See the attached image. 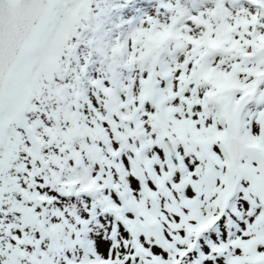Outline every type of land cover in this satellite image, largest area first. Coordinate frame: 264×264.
I'll list each match as a JSON object with an SVG mask.
<instances>
[{"label": "rangeland", "instance_id": "obj_1", "mask_svg": "<svg viewBox=\"0 0 264 264\" xmlns=\"http://www.w3.org/2000/svg\"><path fill=\"white\" fill-rule=\"evenodd\" d=\"M101 1L50 0L3 80L1 95L14 119L0 126L16 133L25 153L0 154V197L2 202L16 199L26 207V217L42 218L43 202L56 191L79 187L65 186L44 171L42 141L31 127L28 104L34 91L46 89L64 66L74 36L98 14ZM116 3L103 19L114 39L102 42V59H91L76 71L91 85L82 111L98 118L87 125L95 141L89 142L90 158L82 162L86 170L81 167V177L88 188L99 190L95 200L81 196L72 205L84 233L78 234L80 253L65 255L66 261L264 264V0ZM57 26L59 33L51 37ZM42 43L48 50L33 68L31 54ZM234 127L243 142L235 174L227 147ZM45 129L52 132L54 126ZM164 136L174 142L177 162L167 155ZM105 147L117 156L99 155ZM100 162L107 165L105 172ZM21 165L26 170L19 178ZM24 222L15 224L0 204V245L6 237L22 244L43 237L42 228L35 237ZM202 226L207 228L200 231ZM186 236L194 242L191 252L170 254L174 246L190 245ZM11 253L27 254L19 243ZM37 255L41 264H50ZM0 264H5L1 257Z\"/></svg>", "mask_w": 264, "mask_h": 264}, {"label": "trees", "instance_id": "obj_2", "mask_svg": "<svg viewBox=\"0 0 264 264\" xmlns=\"http://www.w3.org/2000/svg\"><path fill=\"white\" fill-rule=\"evenodd\" d=\"M116 2H119V0L101 1V5H98V14L89 17L84 27L78 31L79 34L74 36L73 48L65 60L64 66L58 70L46 89L38 90V92L34 91L31 96L28 104L29 118L34 132L39 135L42 141L41 150L46 158L44 171L47 168L46 172L52 173L62 184L71 178L78 179L80 183L77 185L78 188L75 187V191H56L53 197L43 202L42 218L34 213L26 217V207L16 199L5 198L2 202L0 197V204L4 205L5 211L15 221V224L25 221L26 228L32 235L36 234L35 237H38V229L42 228L44 231L43 237L37 243H35V239L31 240V244L25 242L22 244L14 237H6L5 245H0V257L5 264H41L37 254H41L46 263L68 264L65 255L70 256L80 253L76 248L80 245L79 240L81 239L78 238V234H82L84 231L71 209H73V204H79L81 196L92 201L95 200V195L98 194V190L94 188L85 190L84 181L81 177L82 162H86L85 159L90 158L88 145L95 141L91 138L87 125L92 126L98 120L94 115H85L86 112L82 111L86 101V90L91 85L80 78L76 71H82V69L88 67L91 59L92 61L102 59L103 52L106 51V45H103L102 42L106 38L110 42L114 39L113 34L105 30L103 19L106 15L111 16V10L117 4ZM60 28L61 26H57L51 30L49 32L50 36L54 37L56 33H59ZM47 50V45L40 44L31 54V67H38ZM108 64L109 67L112 66L111 60ZM6 101L1 95L0 122L14 119L12 117L13 112L7 106ZM75 104L77 106H74ZM49 123L54 126L52 132L45 129V126ZM73 127H78L80 131H74ZM66 136H68V140H66ZM63 143H66L65 148H63ZM21 145L16 133L11 128L0 126V154L7 153L9 155L10 151L17 149L18 152H21V150L24 152ZM48 152L50 154L55 152L56 155H48ZM60 162L62 163L60 164ZM18 168L21 170H18L17 174L19 178H22L24 166L21 165ZM90 193H93V195H90ZM76 214L78 218H82L80 214ZM66 217L72 221L73 227H69ZM22 235L17 237L22 238ZM17 243H19L20 248L24 247L26 250L27 254L24 257L11 253L13 246ZM33 249L38 252L31 254ZM31 258L32 262H30Z\"/></svg>", "mask_w": 264, "mask_h": 264}, {"label": "water", "instance_id": "obj_3", "mask_svg": "<svg viewBox=\"0 0 264 264\" xmlns=\"http://www.w3.org/2000/svg\"><path fill=\"white\" fill-rule=\"evenodd\" d=\"M49 0H0V89L11 63L31 37L41 16L48 8ZM168 155L177 159L174 144L163 140ZM234 170L241 154V142L235 128L231 129L229 141ZM264 169V164L261 165Z\"/></svg>", "mask_w": 264, "mask_h": 264}, {"label": "bare ground", "instance_id": "obj_4", "mask_svg": "<svg viewBox=\"0 0 264 264\" xmlns=\"http://www.w3.org/2000/svg\"><path fill=\"white\" fill-rule=\"evenodd\" d=\"M202 1H204V0H202ZM205 1H208V0H205ZM159 9L162 10V7H160ZM143 10H144V9H141L140 12H143ZM185 19H186L188 22H190V19H188L187 17H185Z\"/></svg>", "mask_w": 264, "mask_h": 264}]
</instances>
